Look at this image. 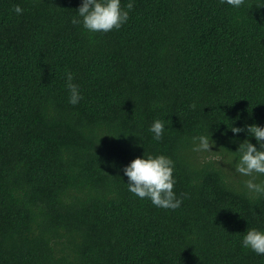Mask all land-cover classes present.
Listing matches in <instances>:
<instances>
[{
	"label": "trees",
	"instance_id": "16d2710c",
	"mask_svg": "<svg viewBox=\"0 0 264 264\" xmlns=\"http://www.w3.org/2000/svg\"><path fill=\"white\" fill-rule=\"evenodd\" d=\"M80 2L0 0V264H264L240 242L264 200L190 143L209 125L213 151L255 143L226 126L264 125V7L134 0L120 29L89 33ZM144 151L173 159L178 208L127 190Z\"/></svg>",
	"mask_w": 264,
	"mask_h": 264
},
{
	"label": "clouds",
	"instance_id": "9594fccd",
	"mask_svg": "<svg viewBox=\"0 0 264 264\" xmlns=\"http://www.w3.org/2000/svg\"><path fill=\"white\" fill-rule=\"evenodd\" d=\"M222 2L233 9H240L245 5L246 0H222ZM253 4L257 8L264 7V0H248L249 9ZM133 7L134 0H128L123 6L121 0H81L71 23L80 25L89 33L118 30L128 21ZM12 10L17 15L24 11L19 4ZM72 81L73 74L67 72L65 83L69 91L68 102L76 105L82 99V95L79 86ZM209 126L190 138L191 151L203 155L205 160L216 162L218 167H221L218 162L227 165L221 168L228 173L227 179L230 182L243 190L248 199L264 200V125L249 124L242 128L233 126L231 121L227 126L225 125L231 133L246 131V136L255 140V143H252L245 138L235 151L224 147L213 151L214 141L211 139ZM148 131L152 133L153 140L159 141L166 131L165 120L154 119ZM135 136L142 140L139 135ZM173 171L174 161L171 157L145 151L122 168L123 175L127 178L125 184L130 193L141 199L147 198L154 206L164 209H176L181 205V199L173 191L175 185ZM240 242L242 248L249 249L257 255H264V229L248 227L243 232Z\"/></svg>",
	"mask_w": 264,
	"mask_h": 264
}]
</instances>
